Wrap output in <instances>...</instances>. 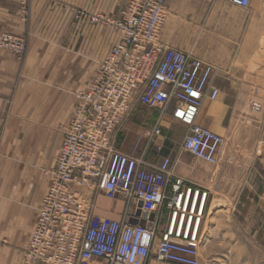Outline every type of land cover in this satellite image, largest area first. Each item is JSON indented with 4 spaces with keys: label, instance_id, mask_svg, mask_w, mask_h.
Returning a JSON list of instances; mask_svg holds the SVG:
<instances>
[{
    "label": "crops",
    "instance_id": "crops-1",
    "mask_svg": "<svg viewBox=\"0 0 264 264\" xmlns=\"http://www.w3.org/2000/svg\"><path fill=\"white\" fill-rule=\"evenodd\" d=\"M121 1L32 0L28 20L23 21L19 0H0V32L27 34L22 59L0 47V264L20 263L48 182L43 169L55 164L75 92L86 88L119 39L102 23L75 19L74 10L114 16ZM254 7L253 0L247 8L227 0H166L167 18L160 34L169 46L218 69L212 79L218 95L203 100L196 123L225 137L218 177L239 175L243 184L238 199L241 206L247 200L246 214L254 213L252 202L264 192V16ZM140 119L131 117L116 134L117 150L130 152L138 136L145 142L141 131L156 122L152 117ZM161 125V135L152 140L162 148L150 144L145 156L149 166L169 155L173 175L206 183L210 175L201 170L199 159L181 148L179 135L185 126L171 113L163 115ZM93 201L96 214L124 218L121 198L109 200L98 191ZM143 217L138 209L128 222L135 224ZM90 264L107 262L93 258Z\"/></svg>",
    "mask_w": 264,
    "mask_h": 264
},
{
    "label": "built area",
    "instance_id": "built-area-1",
    "mask_svg": "<svg viewBox=\"0 0 264 264\" xmlns=\"http://www.w3.org/2000/svg\"><path fill=\"white\" fill-rule=\"evenodd\" d=\"M32 0H19L27 21ZM247 8L251 0H227ZM81 19L102 23L118 33L64 126L55 164L46 171V190L37 207L19 264H201L210 190L172 174V160L161 155L149 166L145 156L161 135L160 119L135 140L130 152L114 147L134 102L164 114L176 102L185 133L182 150L208 164H218L225 137L196 123L205 98L214 100L212 79L218 69L209 62L166 44L160 37L166 23V0H122L114 16L81 12ZM0 47L22 59L27 34L0 32ZM257 109L261 104H254ZM121 198L124 218L94 211L93 196ZM264 201V192L261 195ZM140 210V222L128 216ZM151 215V216H150Z\"/></svg>",
    "mask_w": 264,
    "mask_h": 264
},
{
    "label": "rangeland",
    "instance_id": "rangeland-1",
    "mask_svg": "<svg viewBox=\"0 0 264 264\" xmlns=\"http://www.w3.org/2000/svg\"><path fill=\"white\" fill-rule=\"evenodd\" d=\"M253 2L255 13L264 16V0H253ZM81 12L86 11L74 10V18L81 20L78 17ZM262 41V51L264 52V39ZM176 106V102H173L168 111L161 114L159 109L147 108L136 101L120 131L124 130L131 117L142 118L140 121H143V118L152 117L155 122L161 117V125L163 115L171 113L172 116H175ZM147 130L141 131L140 134L146 135ZM184 133H180V138L183 139ZM199 161L201 170L207 171L210 175L206 178V183L200 184L209 188V201L211 202L207 218V235L203 239L200 249L201 264H264V201L261 198L262 193L259 199L256 198L252 202L254 213L246 214L244 207H246L247 200L241 206L242 199L241 201L240 198L238 199V192L243 184L239 175L235 172L227 178L221 179L218 177L222 169L221 161L215 165ZM49 169H43L47 180L46 171ZM236 206L241 207L237 208ZM146 216L147 214L144 213V217Z\"/></svg>",
    "mask_w": 264,
    "mask_h": 264
},
{
    "label": "water",
    "instance_id": "water-1",
    "mask_svg": "<svg viewBox=\"0 0 264 264\" xmlns=\"http://www.w3.org/2000/svg\"><path fill=\"white\" fill-rule=\"evenodd\" d=\"M134 223H136V221Z\"/></svg>",
    "mask_w": 264,
    "mask_h": 264
}]
</instances>
